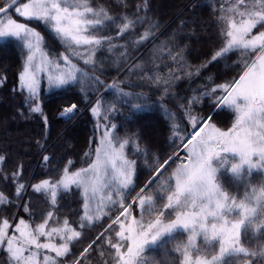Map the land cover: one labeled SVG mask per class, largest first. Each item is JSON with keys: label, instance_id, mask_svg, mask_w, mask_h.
Instances as JSON below:
<instances>
[{"label": "snow or ice", "instance_id": "6c2138e0", "mask_svg": "<svg viewBox=\"0 0 264 264\" xmlns=\"http://www.w3.org/2000/svg\"><path fill=\"white\" fill-rule=\"evenodd\" d=\"M150 3L117 0L122 11L114 14L103 0H0V40H14L22 57L12 91L29 115L47 127L43 90L76 83L102 89L94 100L85 95L94 123L79 166L72 159L53 164L38 140L45 170L26 177L23 161L0 150V182L14 189L0 191V264H264V0H212L217 46L195 65L175 33L158 41ZM40 26L63 51L45 47ZM138 48L149 55L138 52L132 62ZM233 55L223 79L209 75L192 95L175 91ZM109 70L117 75L106 83L97 73ZM122 76L158 91L154 103L162 106L179 97L176 111L164 106L169 136L155 151L117 122L118 114L130 121L150 99L131 90L136 84L123 87ZM103 89L112 90L111 99ZM84 110L73 102L59 115ZM66 196L74 198L67 210Z\"/></svg>", "mask_w": 264, "mask_h": 264}, {"label": "trees", "instance_id": "16d2710c", "mask_svg": "<svg viewBox=\"0 0 264 264\" xmlns=\"http://www.w3.org/2000/svg\"><path fill=\"white\" fill-rule=\"evenodd\" d=\"M103 2L112 8L114 14L122 11L121 7L116 6L117 0H103ZM126 2L134 6L138 0H126ZM211 2L212 0H151L148 15L153 21H159V29L154 30L160 33L158 41H163L168 35L175 33L176 40L180 45H187V60L193 65L199 64L205 58V53H209L217 46L215 30L211 26ZM38 30L45 37V47L51 49L53 54L63 51L61 44L48 30L42 26L38 27ZM138 31L142 32L143 29ZM136 34L133 33L131 38L135 39ZM148 47H151V44ZM138 52H144L145 58L149 55L147 48H138L131 52L129 59L132 62H135L132 58ZM236 59L237 56L233 55L228 60H222L218 64L213 63L200 79L194 83L184 80L179 83L175 91H178L180 96L192 95V89L198 88L209 75L220 76L223 79L226 74H230V65ZM21 61L20 48L14 40L0 42V75L6 74L7 76V82L0 84V150L7 151L10 157L17 161H23L26 177L29 174H39L45 170L41 163L45 153L41 150L40 145H43L47 154L52 156L53 164L59 165L67 159H72L79 166L82 153L87 148L88 138L92 136L94 123V118L84 110L88 107L85 95L87 92V96L94 100L96 93L101 92L102 89L97 88L94 92L85 86V91L74 84L70 87L43 90L42 108L48 121L47 127H45L41 116L38 114L29 115L27 108L22 105V97L12 91L15 74ZM165 62H167V58H165ZM105 68L109 69V64H106ZM97 75H101L105 82H110L117 75V71L109 70L105 73H97ZM121 79L126 80L123 87L127 88L130 84H136L138 87L132 88V91L142 90L150 96L148 103L141 110L136 111L130 121L124 122L123 117L117 115V122L121 123L122 133L123 131L137 133L140 136L141 146L150 144L152 150L155 151L166 144L169 136L168 126L171 121L164 106L171 111H176L175 104L179 102V97L164 99L162 106L161 103H154L160 97V93L154 90L150 91L151 86L142 85L136 76H132L130 79L122 76ZM104 92H106L104 98L111 99L112 90L106 89ZM73 102H78L79 110L84 111H80V113L78 111V114L71 119L61 117L60 110ZM125 111L127 110L125 109ZM21 112L24 115H21ZM219 119L222 122H230L227 116H221ZM38 140L40 145L37 144ZM145 178L146 174L142 172L140 180ZM224 179L227 184L228 177L226 176ZM257 179L258 177L253 173V182H256ZM0 191L10 195L14 189L10 185L0 182ZM32 200L34 205L42 206L36 195H33ZM73 200L72 196L62 199L65 210L74 207ZM100 227L101 225H97L90 232L86 231L84 240L76 247L80 248L86 244L89 236L99 231ZM155 255L158 259L163 258L159 250L155 251Z\"/></svg>", "mask_w": 264, "mask_h": 264}, {"label": "rangeland", "instance_id": "374dc122", "mask_svg": "<svg viewBox=\"0 0 264 264\" xmlns=\"http://www.w3.org/2000/svg\"><path fill=\"white\" fill-rule=\"evenodd\" d=\"M3 41H6V40H0V42H3ZM106 55H107V53H105ZM114 68V66L113 65H111V64H109V69H113ZM89 71H91V69H89ZM111 82V81H110ZM110 82H106V83H110ZM76 85L79 87V88H81V84L80 83H76ZM54 88V87H53ZM95 99V98H94ZM79 113H80V111H79Z\"/></svg>", "mask_w": 264, "mask_h": 264}]
</instances>
